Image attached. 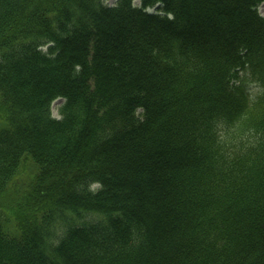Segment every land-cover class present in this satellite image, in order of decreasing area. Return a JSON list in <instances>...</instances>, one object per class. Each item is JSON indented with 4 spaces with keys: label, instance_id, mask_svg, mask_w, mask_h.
Here are the masks:
<instances>
[{
    "label": "trees",
    "instance_id": "trees-1",
    "mask_svg": "<svg viewBox=\"0 0 264 264\" xmlns=\"http://www.w3.org/2000/svg\"><path fill=\"white\" fill-rule=\"evenodd\" d=\"M133 1L0 0V264H264V0Z\"/></svg>",
    "mask_w": 264,
    "mask_h": 264
},
{
    "label": "rangeland",
    "instance_id": "rangeland-1",
    "mask_svg": "<svg viewBox=\"0 0 264 264\" xmlns=\"http://www.w3.org/2000/svg\"><path fill=\"white\" fill-rule=\"evenodd\" d=\"M106 3H110L112 4L113 2H115V0H104ZM133 2L135 3H138V0H134ZM258 10L259 12L264 15V2H262L259 6H258ZM255 81H251L248 83V87H249V97H250V100L255 97V95L260 91V88L258 86V84L255 82ZM61 103V99H56L52 102V105H51V112L54 116H57L58 113H57V108L58 106L60 105Z\"/></svg>",
    "mask_w": 264,
    "mask_h": 264
}]
</instances>
